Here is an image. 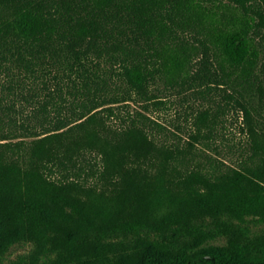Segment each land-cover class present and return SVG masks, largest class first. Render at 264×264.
Returning a JSON list of instances; mask_svg holds the SVG:
<instances>
[{
  "label": "trees",
  "instance_id": "trees-1",
  "mask_svg": "<svg viewBox=\"0 0 264 264\" xmlns=\"http://www.w3.org/2000/svg\"><path fill=\"white\" fill-rule=\"evenodd\" d=\"M0 264H264V0H0Z\"/></svg>",
  "mask_w": 264,
  "mask_h": 264
},
{
  "label": "rangeland",
  "instance_id": "rangeland-1",
  "mask_svg": "<svg viewBox=\"0 0 264 264\" xmlns=\"http://www.w3.org/2000/svg\"><path fill=\"white\" fill-rule=\"evenodd\" d=\"M160 113L163 114V112L160 111ZM250 226L253 230H259L262 225H259L255 222H250ZM227 241V238L226 237H222L220 239H218V242H221V243H225ZM30 245H18V246H15L14 249H13V253H12V256H16L17 254L19 253H22V252H26L30 249Z\"/></svg>",
  "mask_w": 264,
  "mask_h": 264
}]
</instances>
